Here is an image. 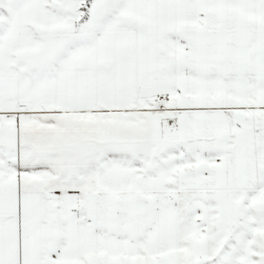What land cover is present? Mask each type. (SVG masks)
<instances>
[{
  "label": "snow or ice",
  "instance_id": "6c2138e0",
  "mask_svg": "<svg viewBox=\"0 0 264 264\" xmlns=\"http://www.w3.org/2000/svg\"><path fill=\"white\" fill-rule=\"evenodd\" d=\"M0 264H264V0H0Z\"/></svg>",
  "mask_w": 264,
  "mask_h": 264
}]
</instances>
